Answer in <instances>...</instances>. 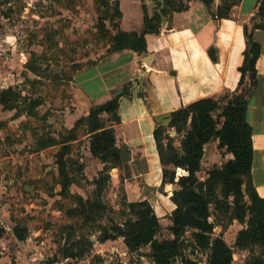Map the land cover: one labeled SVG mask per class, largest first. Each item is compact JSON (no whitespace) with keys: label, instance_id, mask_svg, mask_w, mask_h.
Segmentation results:
<instances>
[{"label":"crops","instance_id":"0c3cea01","mask_svg":"<svg viewBox=\"0 0 264 264\" xmlns=\"http://www.w3.org/2000/svg\"><path fill=\"white\" fill-rule=\"evenodd\" d=\"M34 1L0 0V4L3 9L8 8L14 15L20 13L21 16L27 17V11L30 10ZM117 1L121 11L117 19L119 28L127 31L141 30L142 5L146 6L151 15L152 1ZM182 1L185 2V9L167 13L166 22L162 20L160 22L159 32L146 33L145 52L138 53L130 48L110 51L98 61L76 69L68 85H60L58 90L52 89L51 92L43 93L42 105H46L48 111H51L44 116L51 117L56 112L60 117L59 123L69 129L74 126L78 118L86 115L92 106L104 103L114 96L116 90L124 89L119 96L120 121L114 123L113 127L116 144L126 147L129 152L120 165L110 169V183L114 186L117 184L122 186L124 202L145 199L154 207L158 216L159 211L155 206L157 200L163 204L165 202L168 206L172 205L171 208L169 207L171 210L173 204L169 202L171 201L169 197L162 190H160L161 193L158 188L161 187L162 164L153 134L154 130L158 124L166 125L168 114L178 107L201 97L223 96L226 92L236 89L240 78L238 67L242 64L243 50L246 46L243 31L245 24L252 30L253 39L260 45V54L255 65L257 82L251 86L250 78L246 76L242 87L248 90L246 120L252 128L253 159L250 176L258 194L264 197V27L252 29V17L256 15L259 0H237L232 5L228 17H217L213 13L222 0L220 3L214 0L209 7L202 0ZM132 20L138 24L137 29L131 25ZM10 25L12 26L11 21L5 23L8 42L10 41L8 32ZM14 27L16 28L17 25ZM114 33L115 31L112 32ZM5 46L9 49L7 44ZM209 48H215L216 61L210 58ZM14 51L8 50L7 55L0 58H10L16 54ZM21 52L25 54V50ZM18 55L20 57L21 54ZM141 70H145L146 73L139 78ZM0 76L9 80L8 85L13 87L22 81L14 80L9 75ZM124 86H127V89ZM52 106L56 108L53 109ZM38 108L39 105L36 109ZM35 117L34 112L28 113L25 109L2 107L0 109V145H6L10 137L16 135L24 138L20 143H16L17 145L27 144L29 147L32 138L34 140V136H37L41 130L40 124L34 120ZM53 130L55 135L60 133L57 126ZM87 136H89L88 133H86ZM71 141L76 142L77 138ZM217 141L215 139L205 145L210 144L204 155L210 158L212 155L219 154L221 157L224 154L226 158L221 160L216 158L212 161V163L217 161L220 165L231 158L232 154L225 149L217 148ZM60 144L59 141L58 144L51 145L44 142L34 147L29 156L32 157L38 149L48 153V155L43 154L42 159H53L49 150H57ZM11 147L13 148L14 145ZM88 154L91 156L90 162L95 166L94 171H100L103 163L97 162V157L91 153L88 152ZM156 173L157 178L152 180L151 176ZM86 175L89 180L93 179L87 172ZM32 177L36 180L42 177L43 180L47 179L44 173L33 172ZM30 185L33 187L32 192L24 190L28 196L26 206L28 205V211L38 215L42 208L36 203V199L38 194H44V190L37 188L34 183ZM173 186H176L175 189L178 188L177 184ZM71 192L87 197L81 188H74ZM116 206L118 207V205L113 206L114 209ZM46 207L47 210L49 206ZM15 211L18 212V210ZM6 214L7 211H4L3 216ZM14 225L15 222L12 227ZM12 227L10 233L17 242V259H20L17 264H24L22 255L26 249L31 252V254L27 253L26 264H35V260L44 257L47 252L45 249L52 246L48 238L34 236L41 233L40 229H34L33 234L18 240L12 232ZM92 237H90L91 240ZM112 240H107V243H112ZM57 252L58 260L52 261V264H90L89 258L93 256L92 253L86 258H72L62 256L58 250ZM0 258H5V253Z\"/></svg>","mask_w":264,"mask_h":264},{"label":"trees","instance_id":"16d2710c","mask_svg":"<svg viewBox=\"0 0 264 264\" xmlns=\"http://www.w3.org/2000/svg\"><path fill=\"white\" fill-rule=\"evenodd\" d=\"M97 8L104 7L109 11L112 4V16L99 17L97 27L108 29L106 19L120 17L121 11L117 0H94ZM208 7L214 0H202ZM237 0H222L217 5L214 15L228 17L230 9ZM143 25L141 30H122L118 21L111 22L116 29L110 36V51L130 48L138 53L146 51V33L159 32L161 16L157 11L149 14L143 4ZM169 8L181 11L185 4L174 6V0H165L162 13L167 15ZM264 27V0H259L256 15L252 17V29ZM246 46L243 50V61L238 67L240 78L234 91L223 96H206L182 105L168 114L166 125L158 124L154 130V138L162 164L161 186L175 183L178 188L171 193L162 191L173 204L169 219L171 238L158 239L161 226L159 216L147 200L123 202L125 208L119 210L123 219L109 218V225L101 224L100 234L96 239L104 242L109 239L123 238V242L131 251L149 246V256L156 264H203L199 259L186 256L183 246L186 232H190L191 245L206 254V264H232L237 250L249 251L246 264H264V197L254 187L250 171L253 159L252 128L246 120L247 91L242 87L246 76L251 86L257 82L256 60L260 54V45L252 37V30L243 26ZM208 54L216 61L215 48H209ZM28 68L35 71L33 67ZM242 87V88H241ZM127 92V90H126ZM119 96H113L104 103L92 106L86 115L78 118L73 127L68 129V136L59 140L62 145L55 153L58 168V194L72 196L73 205L68 206L69 216H80L84 221H96L108 208L101 200L100 190L110 178L109 170L120 165L128 156L126 147L116 144L113 124L120 121L118 114ZM21 93L13 86L6 85L0 89V103L4 109L17 107ZM37 105V103H35ZM103 114L111 115L112 125H106ZM85 125V133L90 136L89 148L103 167L100 175L93 178L97 192L95 196L84 197L70 193L69 185L73 179L69 176V163L66 155L69 142L77 138L76 130ZM174 128L181 136L180 146L173 144L165 133ZM166 139V141H165ZM217 139V148L225 149L232 157L222 164H214L208 168L205 176H198L202 168L205 145ZM58 140L51 138L47 145ZM173 165L169 167L168 165ZM181 168L182 173H177ZM118 213L115 216L119 215ZM212 214L214 217L212 218ZM225 218L226 224L234 219L244 224L237 231L234 244H229L222 233L213 235L215 226ZM12 232L18 240L25 239L27 228L15 224ZM1 234V230H0ZM66 243L68 238H66ZM90 236H81L70 246H63L58 251L64 257L80 258L93 245ZM259 249L257 252L255 249ZM58 260L57 256L52 261ZM113 264H132L118 261Z\"/></svg>","mask_w":264,"mask_h":264},{"label":"rangeland","instance_id":"374dc122","mask_svg":"<svg viewBox=\"0 0 264 264\" xmlns=\"http://www.w3.org/2000/svg\"><path fill=\"white\" fill-rule=\"evenodd\" d=\"M151 1L150 12L153 14L159 7V1ZM181 4H185V2L174 0V6ZM109 6V11H105L104 7L97 8L94 0H35L30 6V10L27 11V17L21 16L20 13L14 15L8 8L3 9L4 13L11 18L12 24L8 29L10 41L6 44L9 46V52L15 50L16 54L10 58H0V75H9L14 80H22L14 86L21 93V98L16 102L17 108L25 109L28 113L34 112L36 114L34 120L40 124L41 130L37 136H34V140L31 136L32 141L29 147L27 144L17 145L16 143H20L24 138L16 135L10 137L11 139L6 145H0V257L5 253V258H0V264H17L20 261L17 259V242L10 233L14 222L27 228V234H33L34 229L41 230L40 234L34 236L48 238L52 246L45 249L47 252L44 257L35 260V264H52L51 260L59 254L57 250L63 246L72 245L81 236H99V226L101 224L109 225V218L111 217L123 219L119 214V210L125 208L123 189L119 184L112 185L110 178L100 190V197L106 206L112 210H105L103 215L94 222L84 221L80 216L75 217L67 214L66 209L73 205V197L58 194V168L55 163V153L62 143L57 150H49L53 159H42V155H48V153L38 149L32 157L29 156L30 151L37 145L49 141L51 138L56 139L57 136L58 141L68 136V128L59 123L60 117L56 112L51 117L44 116L51 111H48L46 105H42L44 103L43 93L51 92L52 89L58 90L60 85H68L76 69L96 62L110 52V36L112 32L116 31L112 28L111 22L117 21V17L113 16L111 19L105 20L108 29L97 27L100 16H112V4ZM172 11V8H169L168 13ZM14 25L17 27L15 28ZM131 25L136 29L138 27L136 21L133 20ZM24 50L25 54L21 52ZM17 53L21 54L20 57ZM28 65L33 67L35 71L30 70ZM125 88L127 89V86ZM38 105L39 108L36 109ZM51 108L56 107L52 106ZM102 117L106 125H112L111 115L103 114ZM56 123L57 125H55ZM55 126L60 130L57 135L53 133ZM85 128L86 126L81 124L76 130L77 141L69 142L66 158L70 168L68 174L73 179L69 185V190L73 194L72 189L81 188L87 196L93 197L97 192L96 185L88 179L86 172L93 178L99 176L100 173L94 171L95 166L89 160L91 159L88 154V152L91 153L89 148L90 136L86 137ZM174 130V128L167 129L165 133L172 139L173 144L179 147L181 136L177 132L174 133ZM12 145H14L13 148ZM209 145L205 146V150L209 148ZM215 156L212 155L208 158L206 154L204 155L202 168L197 172L198 176H205L207 169L217 164V161L212 163L214 159L226 158L224 154L221 157L219 154ZM99 161L98 159L97 162ZM31 162H35V164H31ZM168 166L173 167L171 164ZM176 171L178 174L183 172L181 168H176ZM33 172L35 174L44 173L47 179L43 180L42 177L40 180H36L32 177ZM154 178H157V173L151 176L152 180ZM25 183H34L37 188L44 190V194H38L36 199V203L42 208L38 215L28 211V205L26 206L28 196L23 189ZM174 184L168 183L164 187H158L159 191L170 193L175 190ZM115 205L118 207L116 206L114 209L113 206ZM46 206H49L47 210ZM155 206L159 211L161 224L157 238L173 237L169 229L172 205L168 206L165 202L163 204L157 200ZM4 211H7V214L3 216ZM117 213L119 215L115 216ZM243 226L244 224L236 219L232 223L226 224V219L223 218L215 226L213 235L222 233L224 239L233 245L237 231ZM8 231L9 233H7ZM93 237V245L82 256L86 258L93 253V256L89 258L90 264H113L118 261H130L132 264H156L149 256V246L131 251L123 242L122 237L113 239L112 243H107V240L100 242ZM185 237L186 242L183 246L185 255L199 259L201 263L206 264V254L194 249L190 244L189 231L186 232ZM66 238H68L67 243L65 242ZM258 250L255 249L256 252ZM27 253L31 254L26 249L22 255L24 264L28 261ZM249 257L248 249L237 250L232 264H246Z\"/></svg>","mask_w":264,"mask_h":264},{"label":"built area","instance_id":"2783aa9c","mask_svg":"<svg viewBox=\"0 0 264 264\" xmlns=\"http://www.w3.org/2000/svg\"><path fill=\"white\" fill-rule=\"evenodd\" d=\"M11 20L9 16H6L3 11V6L0 4V57L6 56L9 49L6 48L5 44L8 42L6 38V27L5 23H9ZM9 84V80L2 78L0 76V89L3 86ZM2 108V104L0 103V109Z\"/></svg>","mask_w":264,"mask_h":264},{"label":"water","instance_id":"95a60500","mask_svg":"<svg viewBox=\"0 0 264 264\" xmlns=\"http://www.w3.org/2000/svg\"><path fill=\"white\" fill-rule=\"evenodd\" d=\"M159 1V7L157 8V12L160 14L161 18H162V22H166V15H164L162 13V9L164 8L165 6V0H158ZM218 3L221 2V0H216ZM148 57V56H147ZM146 73L145 70H141L140 71V74L138 75L139 78H141L142 76H144V74ZM124 89L123 88H120L118 90H116L114 92V96H118V95H121L123 93ZM174 133H176V131L174 130L173 131ZM176 188V186H173ZM24 190L27 191V192H32L33 190V187L30 185V184H25L24 186Z\"/></svg>","mask_w":264,"mask_h":264},{"label":"bare ground","instance_id":"6f19581e","mask_svg":"<svg viewBox=\"0 0 264 264\" xmlns=\"http://www.w3.org/2000/svg\"><path fill=\"white\" fill-rule=\"evenodd\" d=\"M132 173V172H131ZM143 200V199H142ZM134 201V200H133Z\"/></svg>","mask_w":264,"mask_h":264}]
</instances>
